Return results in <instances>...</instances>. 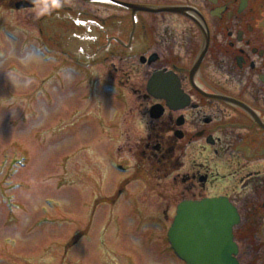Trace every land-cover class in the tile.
Instances as JSON below:
<instances>
[{
    "label": "flooded vegetation",
    "instance_id": "flooded-vegetation-1",
    "mask_svg": "<svg viewBox=\"0 0 264 264\" xmlns=\"http://www.w3.org/2000/svg\"><path fill=\"white\" fill-rule=\"evenodd\" d=\"M2 8L36 5L0 0ZM31 18L46 41L99 56L114 102L138 103L123 101L122 116L138 108L148 117L137 138L122 141L131 138L122 129L115 144L113 115L116 167L143 168L159 191L180 187L174 217L185 200L226 199L239 215L233 256L264 264V0H61ZM167 211L158 214L167 220Z\"/></svg>",
    "mask_w": 264,
    "mask_h": 264
},
{
    "label": "rangeland",
    "instance_id": "rangeland-1",
    "mask_svg": "<svg viewBox=\"0 0 264 264\" xmlns=\"http://www.w3.org/2000/svg\"><path fill=\"white\" fill-rule=\"evenodd\" d=\"M34 13L0 10V264H185L167 238L180 187L114 163L148 117L122 116L138 103L114 102L106 64L46 41Z\"/></svg>",
    "mask_w": 264,
    "mask_h": 264
},
{
    "label": "water",
    "instance_id": "water-1",
    "mask_svg": "<svg viewBox=\"0 0 264 264\" xmlns=\"http://www.w3.org/2000/svg\"><path fill=\"white\" fill-rule=\"evenodd\" d=\"M239 215L222 198L185 200L167 232L175 254L186 264H239L232 227Z\"/></svg>",
    "mask_w": 264,
    "mask_h": 264
},
{
    "label": "clouds",
    "instance_id": "clouds-1",
    "mask_svg": "<svg viewBox=\"0 0 264 264\" xmlns=\"http://www.w3.org/2000/svg\"><path fill=\"white\" fill-rule=\"evenodd\" d=\"M34 3L36 5L37 14L39 16L46 15L52 9L61 6V0H34Z\"/></svg>",
    "mask_w": 264,
    "mask_h": 264
},
{
    "label": "bare ground",
    "instance_id": "bare-ground-1",
    "mask_svg": "<svg viewBox=\"0 0 264 264\" xmlns=\"http://www.w3.org/2000/svg\"><path fill=\"white\" fill-rule=\"evenodd\" d=\"M4 103H5V102H4ZM235 224H236V223H235ZM235 224H234V225H235ZM234 225H233V227H234ZM233 227H232V234H233Z\"/></svg>",
    "mask_w": 264,
    "mask_h": 264
}]
</instances>
